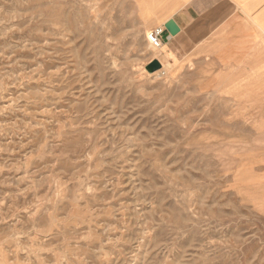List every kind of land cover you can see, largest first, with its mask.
<instances>
[{"label": "rangeland", "instance_id": "374dc122", "mask_svg": "<svg viewBox=\"0 0 264 264\" xmlns=\"http://www.w3.org/2000/svg\"><path fill=\"white\" fill-rule=\"evenodd\" d=\"M132 6L0 0V264H264V92Z\"/></svg>", "mask_w": 264, "mask_h": 264}, {"label": "crops", "instance_id": "0c3cea01", "mask_svg": "<svg viewBox=\"0 0 264 264\" xmlns=\"http://www.w3.org/2000/svg\"><path fill=\"white\" fill-rule=\"evenodd\" d=\"M129 1L147 29L162 28V46L178 66L194 59L232 76L226 94L264 92V0Z\"/></svg>", "mask_w": 264, "mask_h": 264}, {"label": "built area", "instance_id": "2783aa9c", "mask_svg": "<svg viewBox=\"0 0 264 264\" xmlns=\"http://www.w3.org/2000/svg\"><path fill=\"white\" fill-rule=\"evenodd\" d=\"M163 30L161 27H155L152 30H150L147 34V41L149 43H152L156 48H159L162 46V36Z\"/></svg>", "mask_w": 264, "mask_h": 264}, {"label": "water", "instance_id": "95a60500", "mask_svg": "<svg viewBox=\"0 0 264 264\" xmlns=\"http://www.w3.org/2000/svg\"><path fill=\"white\" fill-rule=\"evenodd\" d=\"M161 68V64L157 59H152L147 65L146 69L148 72H153Z\"/></svg>", "mask_w": 264, "mask_h": 264}, {"label": "bare ground", "instance_id": "6f19581e", "mask_svg": "<svg viewBox=\"0 0 264 264\" xmlns=\"http://www.w3.org/2000/svg\"><path fill=\"white\" fill-rule=\"evenodd\" d=\"M148 32H149V31L146 32V39H147V34H148ZM148 43H149V42H148ZM149 44L153 45L152 43H149Z\"/></svg>", "mask_w": 264, "mask_h": 264}]
</instances>
